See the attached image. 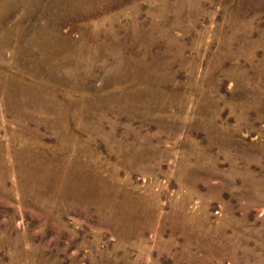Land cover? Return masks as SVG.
<instances>
[{
  "label": "rangeland",
  "instance_id": "rangeland-1",
  "mask_svg": "<svg viewBox=\"0 0 264 264\" xmlns=\"http://www.w3.org/2000/svg\"><path fill=\"white\" fill-rule=\"evenodd\" d=\"M0 264H264V0H0Z\"/></svg>",
  "mask_w": 264,
  "mask_h": 264
}]
</instances>
